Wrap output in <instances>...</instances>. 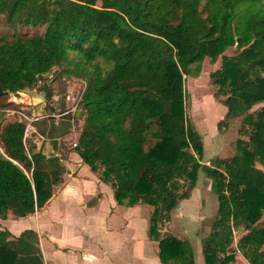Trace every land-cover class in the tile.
Listing matches in <instances>:
<instances>
[{"label":"trees","instance_id":"trees-1","mask_svg":"<svg viewBox=\"0 0 264 264\" xmlns=\"http://www.w3.org/2000/svg\"><path fill=\"white\" fill-rule=\"evenodd\" d=\"M0 20L9 30L0 33V109L39 80L50 98L56 68L82 80L84 123L74 152L117 204L152 207L148 236L161 264H196L190 241L160 236L159 224L190 198L200 171L218 199L201 239L204 264L235 261L239 227L246 232L237 250L249 264H264V170L256 166L264 167V105L251 111L264 102L263 0H0ZM232 46L237 52L225 55ZM218 57L209 74L214 97L226 119L243 117L239 132L248 141L239 138L232 157L202 164L184 75L197 76L205 58ZM25 132L19 120L0 123L1 219L35 213L64 182L59 157L27 146ZM0 264H44L37 232L14 236L0 227Z\"/></svg>","mask_w":264,"mask_h":264},{"label":"rangeland","instance_id":"rangeland-1","mask_svg":"<svg viewBox=\"0 0 264 264\" xmlns=\"http://www.w3.org/2000/svg\"><path fill=\"white\" fill-rule=\"evenodd\" d=\"M21 31L33 33L36 30L24 28ZM8 32V28L0 20V33ZM237 50L235 46H232L227 48L224 54L233 55ZM220 64V57L215 61L205 58L197 76L184 75L185 111L195 129L199 132L203 143V154L199 157L202 164H213L216 158H230L238 152L236 141L239 138L248 141V137L242 136L239 132V128L243 124V117L226 119V107L221 101L222 98L216 99L214 97L215 87L211 83L209 74L219 68ZM194 68L192 66V71H194ZM59 69L56 68L54 79L50 84L51 86L49 85L52 90L50 98L46 97L45 91L40 90L41 83L39 82L32 88L23 89L22 91L25 94L19 93L22 91L10 94L6 99V108L0 109V123L4 124L6 121L19 120V114L16 111L27 114L33 119L25 133L27 146L35 145L36 150L41 149L48 157L58 156L60 163L65 167L66 172L64 174H68V179L76 175L78 171L76 165L79 161L73 156V152L77 137L84 123V111L81 100L85 83L80 79L60 76ZM51 77L52 75H48V78ZM16 98L23 100L17 102ZM262 105H264V102L254 105L251 111L260 108ZM222 120L224 122L221 128H218L217 125ZM37 128L43 131L42 135L37 132ZM150 144L152 145L153 141ZM80 163L83 162L81 161ZM256 166L264 170L262 165L257 163ZM84 168L80 169L83 175L89 176V174L93 173L88 165L85 164ZM70 184L75 194L71 193L67 195L70 196L68 199H73V201L64 204L65 199L60 198L62 192H58L65 187L64 183L58 186L54 192L59 194L54 203L60 206L62 214L56 215L53 218H50L44 210L39 214L40 220L37 223L42 227L43 247L47 255H50L49 249L54 246L52 242L46 239L51 234L50 237L56 243L61 239L64 241V246L75 249L72 252L63 251V254L60 256L63 260L75 259L84 264L86 262L82 260L83 252H94L97 249V263H120L119 256L122 254L112 251L115 245L122 243V240L125 241L121 236L117 235L119 234L117 232L120 231V226H124L123 234L127 235L128 240L131 238V234L137 235L136 228H139L140 236L142 234L148 236V223L152 207L147 204H141L131 212L132 214H128V210L124 206L119 205L113 209L114 213L109 218V225L113 230L105 238V242L110 248L106 249L109 252L107 256L102 257L97 247L99 243L101 244V228L105 219L103 211L110 208L109 203L107 200L104 201L102 208L99 210L86 208L85 204L81 206V202L75 199L86 198L87 194L94 191L95 185L88 179L70 181ZM210 184L211 180L200 171L196 185L190 191V198L181 200L177 207L171 211L169 221H160L159 224L160 236L174 235L190 241L196 264H204V258L201 253V239L206 237L211 231L212 222L217 213L218 199L211 190ZM108 191L110 199L113 190L109 187ZM95 195L88 198L89 201L97 196L100 197V194ZM13 218H10L8 223H4L6 227L9 226V230L12 232L15 231L12 228V224L18 219L16 217ZM262 218L264 219V213ZM1 220L0 218V223ZM131 220H134V226L131 225ZM126 222H129L130 226L129 224L126 225ZM0 227L4 228L1 225ZM133 228L134 231L132 230ZM44 231H47L48 236ZM245 232L243 227L234 230L232 248L235 250L236 255L239 254L236 247L237 241ZM70 237L77 239V241L70 242ZM153 243V249L157 251L158 247L157 245L154 246L155 243ZM125 244V242L122 244L124 249L130 246V243ZM154 253V255H157V252ZM124 261V263L120 264H127L128 259L126 255L124 256ZM236 264H240V261Z\"/></svg>","mask_w":264,"mask_h":264},{"label":"crops","instance_id":"crops-1","mask_svg":"<svg viewBox=\"0 0 264 264\" xmlns=\"http://www.w3.org/2000/svg\"><path fill=\"white\" fill-rule=\"evenodd\" d=\"M19 93L25 94L23 91L19 92ZM14 97H16V96H14ZM15 100H17V102H19V101H22L23 99H21V98L17 99L16 98ZM73 156H75L76 160L79 161V163L76 165L78 167V171H77L76 175H74L68 179H67L68 174H64V182L63 183H64L65 187L58 193L62 192V194L60 195V198H62L63 200L65 199L64 204H66L69 201H73V199H68L70 196L67 195V194L74 193V190L72 188V185L70 184V181L74 182V180L79 181V179H88L89 181H91L95 185L94 191L90 194H87L88 197L86 196V198H77L75 200H79L78 202H81V206H84V204H85L86 208H90L92 210L101 209L102 205L104 204V201L107 200L110 208L105 209L103 211V213H105V215H104L105 219L103 220L104 223L102 224V228H101L102 229L101 244L99 243L98 247H97L98 252L99 251L101 252V254L100 253L99 254L102 255V257L107 256V254L109 252H107L106 249L110 248V247L105 242V238L108 235H110L111 234L110 232L113 230V228L110 227V225H109V218L114 213L113 209L116 208L117 206H119V204L116 203V201L113 197V194L109 199L108 193H107V192H109L108 191L109 186L107 184L103 183L94 172L92 174H89V176H85L80 172V169L82 167L84 168L85 164L80 163L81 158L75 152H73ZM68 165H70V164H68ZM84 169H86V168H84ZM58 193H54L53 196L49 199L48 203L43 208L36 211L35 213H33L31 215H27L25 217H16V218H18L17 221H14V223L12 224V228H14L15 231L12 232L11 230H9L10 229L9 226L6 227L4 225L5 222H7V223L9 222L10 218L14 219L13 216L10 214L5 219L1 220L0 225L4 228L8 229L14 236H18L25 229H32L33 228V230H35L39 236V245H40L41 252L43 255L44 264H81L79 261H76L75 259H69V260L61 259L60 256L63 254L62 253L63 251L64 252L65 251H68V252L71 251L72 252L75 249L72 247L64 246V244H63L64 241L61 239H59V241L56 243V241H54L50 237L51 234H49V236H48L47 231H44V232H46V235L48 236V238H46V239L54 244V246L51 249H49L50 255H47V253L45 252L44 247H43L42 231H41L42 227H40L39 224L37 223L38 220H40L39 214L41 213V211L44 210V212L46 211V213L49 215L50 218H53L54 216L60 215L63 213V212H61L60 206L58 204L54 203L56 198L59 195ZM98 194H100V197L97 196ZM94 195L98 197L96 203L93 205H88V202H89L88 198H90ZM53 203H54V205H53ZM139 205H141V204L135 205L133 207H126V206H124V207L126 208V210H128L127 212L129 214V213L133 212L134 209L138 208ZM67 206H72V205H67ZM122 207H123V205H122ZM101 215H103V214H101ZM131 221H132L131 225L134 226V220H131ZM128 224L130 226V223L126 222V225H128ZM148 226H149V223H148ZM123 227L120 226V228H119L120 231L117 232V233H119L117 235L121 236V238H123L125 241H123L121 239L122 243L117 244L112 248L113 252H118V253L122 254L119 256V262L120 263L125 262L124 256L126 255V257L128 259L127 264H161L160 260L158 258V255H154L155 254L154 252H158V250L155 251L153 249V246H152L153 241H151L147 235L144 236L142 234L140 236L139 235V232H140L139 228H136L137 235L131 234V238L128 240L127 235L123 234V231H124ZM132 230L134 231V228ZM44 232H43V234H44ZM147 234H148V232H147ZM113 236H115V235H113ZM70 239H71L70 242H76L77 241V239L72 238V237H70ZM124 242L126 244L130 243V246H128L126 249H124V247L122 245ZM155 245H157V244L155 243L154 246ZM96 255H97V249L94 252L84 251L82 254V260L84 262H86L84 264H101L100 262L97 263L98 256H96ZM239 261H240V264H249L248 261L241 255L240 252L238 255H236L235 261L232 262L231 264L239 263ZM120 263L116 262V263H109V264H120Z\"/></svg>","mask_w":264,"mask_h":264},{"label":"built area","instance_id":"built-area-1","mask_svg":"<svg viewBox=\"0 0 264 264\" xmlns=\"http://www.w3.org/2000/svg\"><path fill=\"white\" fill-rule=\"evenodd\" d=\"M39 83H41V81L39 80L38 81ZM54 97V96H53ZM56 98V97H55ZM18 114H19V121H21V122H24L25 124H26V129L28 128V126H30L31 125V121L33 120V119H31L27 114H25V113H23V112H21V111H16ZM26 133V132H25ZM75 146H76V144H75Z\"/></svg>","mask_w":264,"mask_h":264}]
</instances>
